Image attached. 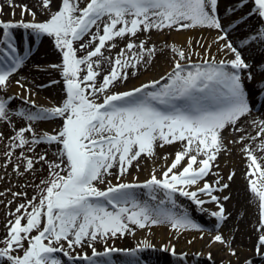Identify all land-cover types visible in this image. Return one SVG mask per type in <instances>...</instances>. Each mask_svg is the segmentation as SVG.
Masks as SVG:
<instances>
[{
  "label": "snow or ice",
  "instance_id": "obj_1",
  "mask_svg": "<svg viewBox=\"0 0 264 264\" xmlns=\"http://www.w3.org/2000/svg\"><path fill=\"white\" fill-rule=\"evenodd\" d=\"M52 3L35 0L33 7L48 17L38 21L28 5L6 0L12 17L20 8L21 19H0V124L12 131L5 135L0 130V143L8 142L5 166L13 164L21 177L35 175L40 170L37 164L48 169V177L36 185L37 195L31 199L26 192L12 193L25 197V202L9 213L12 218L0 240V264H65L58 253L68 264H149L141 254L155 249L147 242L143 247L119 249L108 241L155 226L204 231L190 210L177 203V193L200 212L206 211L207 203L217 206L211 212L217 234L209 245L226 244L229 254L236 256L230 241L218 231L228 219L223 202L230 196L217 194L230 187L235 173L225 178L215 170L218 157L230 152L229 144L235 143L243 145L249 191L258 200L254 251L264 260V120L247 119L264 109V71L259 72L257 87L249 91L247 83L255 77L252 65L243 58L248 49L264 46V0H234L231 6L224 5L223 12V0H60L55 11ZM25 15L32 20L25 21ZM252 16L258 24L236 41L230 39ZM18 28L25 30L26 44L29 37L37 43L44 37L54 39L62 63L50 67L60 69L63 78L61 104L37 107L24 78L15 81L20 92L7 95L12 77L30 58L29 50L21 54L15 44L12 30ZM182 29H207L217 35L210 44L189 39L181 49L172 47V68L159 79L113 91L154 62L158 50L149 44L153 31ZM213 46L224 59L212 54ZM195 47L203 52H195ZM193 56L203 58L197 63ZM105 65L109 67L106 74ZM14 100L28 107L14 108ZM55 119L61 126L52 132L35 126ZM20 121L26 123L16 127ZM246 125H254L256 135H243ZM225 132L239 134V139L227 140ZM177 143L174 159L159 175L154 170L142 183L136 177L125 179L132 167L139 170L141 159H152L157 148ZM40 146L44 151L37 152ZM50 150L53 160L48 159ZM210 175L212 181L207 179ZM113 176L116 183L110 179ZM136 189L145 190L146 198L139 199ZM101 242L103 251H98L96 244ZM85 247L91 249L90 256L72 255L76 248ZM170 255L181 264L187 259L185 253L177 255L174 245ZM243 264H254V260Z\"/></svg>",
  "mask_w": 264,
  "mask_h": 264
},
{
  "label": "bare ground",
  "instance_id": "obj_2",
  "mask_svg": "<svg viewBox=\"0 0 264 264\" xmlns=\"http://www.w3.org/2000/svg\"><path fill=\"white\" fill-rule=\"evenodd\" d=\"M15 2L17 4H26L30 8H32V11H36V19L38 21H44L48 18L46 15H43L39 11H37L36 7H33L35 0H15ZM58 2L59 0H53L51 6L52 11L57 10ZM226 2H229V4H227L229 6L234 3L232 2V0H223V3L221 4L222 12ZM0 5H4L3 12L0 13V19H3L5 21H8L9 19L19 21L21 19L19 7L15 8L16 15L15 17H12V9L6 6V0H0ZM23 19L25 21H31L32 16L25 15ZM254 19L253 16L248 18L247 23H243L239 31L233 33V35H231L229 38L233 41H236L239 35L247 32L249 28L255 27L258 24V21L257 19ZM12 31L18 50L21 54H23L26 49L29 50L30 58L26 62V65L18 73V75L12 77V83L7 90V95L11 96L19 93L20 89L15 84V81L17 79L24 78L27 80L29 87L34 93V95L30 97V99L35 101L37 107L51 108L61 104L63 99L65 98L64 90H62V93L60 90V93L56 94L54 89L56 84H60V86L62 84L60 69H52L50 67L53 64L62 63V59H60L62 55L58 56V50L56 49L54 42L51 40V38L44 37L38 43L36 48L31 49L35 41H33L29 37V40L26 44V33L24 29L18 28ZM174 31L176 30H173L172 33L174 40L171 42L166 41V36H159L155 31H153L151 33V40L149 41V44H155L158 50L157 54L155 55L154 62L150 66H148L146 70L142 68L135 77L130 76L128 79L130 81L128 83L125 81L123 85H118L115 89H113V91L131 90L134 87L140 86L142 83H147L151 80L159 79L161 76L166 75V73L169 72L172 68V56L174 55L171 51L172 47L181 49L186 45V42L189 39L193 41L200 40L202 43L210 44L217 35L215 31L209 32L210 30H207V33H205V37L196 36V34L199 33L195 29H185L179 32ZM229 31H231V29H229ZM164 33L165 32H163L162 34ZM193 50L197 53L203 52V50L199 47H195ZM117 51H119L118 48L113 50V55ZM211 52L216 56L217 59H224L222 55L217 54L216 46L212 47ZM202 58V56H193L192 60L193 62L198 63L202 60ZM231 58V56L227 57V59ZM243 58L247 63L252 65L251 71L253 72L255 78L250 83H246L249 91H253L257 87V82L261 79L259 72L264 71V46H258L248 49L243 53ZM37 68H39L40 70L37 71ZM103 71L106 74L109 71V67L105 65ZM51 81H57V83L52 84L49 87H38V85H47ZM59 89L60 88L58 87L57 90ZM22 104L23 101L21 100H14L12 102L13 107L21 106ZM247 119L249 121L253 119L257 121L264 120V109H262L261 111H254L252 115ZM25 123V121H20L19 123H17L16 127L23 126V124ZM60 123L61 121L59 119H55L50 122H41L35 126L40 131L52 132L54 129L60 127ZM246 127L247 132L242 133L243 135H247L248 133L256 135L257 129L254 125H246ZM0 130H2L5 135L12 134L11 129L9 127L3 126L2 124H0ZM224 135L227 137V140L239 139V134L236 133L225 132ZM7 143V141L0 143V175L4 179H9L10 187H4L3 189H6V191H8V196H11L15 199L17 197H13V192H23L21 189L22 186L25 187V185H31L35 183V180H37L39 177H42L46 173V171H48V169L47 167L41 169V166L37 164L36 167L40 170L37 171L35 175L25 174L23 177L17 175L13 171V167H9L8 165L5 166L4 151ZM244 143L251 144L252 142L245 141ZM256 143L259 144L260 140L258 139ZM43 147L44 146H40L39 148H37V152H39ZM229 147L231 149L230 152L224 153L218 157L216 163L219 164V168L215 170L219 171L222 175L225 176V178L230 172L235 173L233 180L230 182V187L225 192L218 193V195L221 196H230V199L228 201H224L223 205L226 208L227 213L229 214L226 223H230V225L232 223V225L229 226V231H227L226 226L220 228L219 233L223 235L225 240L230 241L231 248L236 250V256H231L229 254L228 246L226 244L221 245L219 243H213L209 245V242L203 243L204 239L210 240L212 236L217 234L214 228V226L217 224V221L214 217L211 216V212L216 211L217 206L213 203H207L206 205H204L206 211L200 212L198 210H195V206L192 205L189 200H182L181 196H179L178 193L175 196L177 203L184 208H188L190 212H193L192 214H190L192 217L195 214L194 221L198 224L203 225L200 228L204 231H199L197 235H195L189 234L184 230H173L170 226H155L146 228L144 230L137 228L134 235L129 234L121 238L111 239L108 241V244L119 249H130L144 246L145 242H147L152 247H167L169 249V252L174 245L177 255L185 253L187 254V258L191 255V257L189 258L190 262L185 259L183 260L182 264H191V262L197 264V262L192 259L193 254H196L198 252L200 253V255L206 257L204 258L202 264H219L218 257L220 256H229V261H231V264H243L246 259L254 260L256 258L254 249L255 245L258 242L259 235V233L256 231L258 215L256 216L255 214V210L253 207L255 200H253V195L249 191V177L246 175V172H248L246 154L241 151V148L243 147L242 144H229ZM178 149V143L172 146L157 148L156 157L152 159H141L139 170H137L135 166L132 167L130 169L131 174L128 175L125 179L127 181H132L133 177H136V182L142 183L144 180L149 178L150 173L154 170H156L157 174L159 175V172L163 170L164 167L171 164L172 160L174 159L175 152ZM255 154L258 157L261 155L259 151H257ZM29 155H31V153H29ZM166 155L168 157L167 160L164 159ZM48 159H55V157L51 155V150ZM21 171H23V168H21ZM11 173H15L16 177L10 178ZM110 179L113 183H116L114 176ZM207 179L209 181H212L214 177L210 175ZM100 187L103 188L104 185H100ZM9 189H11V191H9ZM135 191L137 192L139 199L143 200L146 198L143 195L145 190L136 189ZM203 199L207 200V197H203ZM201 236H203V239H200ZM233 237L234 240L232 239ZM189 240H191L192 243H188ZM96 247L98 251H103L104 245L101 243H97ZM65 249H67L66 245ZM151 251L152 250L144 252L141 255L147 253L151 255L156 254V252L153 253ZM79 252L87 253L89 256L91 255L90 248H84V250L79 249ZM59 254L62 255V253ZM209 254H211V258L213 259L211 260V262L209 261ZM117 259H120V257H117ZM145 260L149 261L150 263L157 264H181L180 261L176 260L171 255H169L168 257L164 255L163 259L158 257H145ZM228 262L226 264H228Z\"/></svg>",
  "mask_w": 264,
  "mask_h": 264
},
{
  "label": "rangeland",
  "instance_id": "obj_3",
  "mask_svg": "<svg viewBox=\"0 0 264 264\" xmlns=\"http://www.w3.org/2000/svg\"><path fill=\"white\" fill-rule=\"evenodd\" d=\"M232 2H234V0H232ZM59 3H60V0H59V2H58V5H59ZM227 4H229V2L227 3L226 2V4L225 5H227ZM224 5V4H223ZM256 19V17L255 16H253V19ZM254 19V20H255ZM251 20V19H250ZM182 30H185V29H182ZM195 30H197L198 31V33L199 34H196V36H203V37H205L206 36V34L205 33H207V29H204V30H201V29H195ZM181 31V30H180ZM165 33L164 34H162V33H157L156 32V34L157 35H159V36H161V35H164V36H166V41H168V42H171V41H173L174 40V37H173V30L171 31V30H165L164 31ZM174 32H177V31H174ZM179 32V31H178ZM209 32H212V31H209ZM51 40L54 42V39H52L51 38ZM54 44H55V42H54ZM37 45H38V43L37 42H34V44H33V46L31 47V49H34V48H36L37 47ZM58 50V49H57ZM58 56H60V55H62L60 52H59V50H58ZM60 59H62V56L60 57ZM61 81H62V84H61V86H60V84L58 85V84H56L55 85V92H56V94H59L60 93V90H61V93H62V90H64V97H65V89H64V85H63V78L61 77ZM130 80H128V81H126L127 83L129 82ZM62 86H63V88H62ZM60 88L59 90H57V88ZM10 91H12V90H10ZM21 106H23V107H28V105H24V104H22ZM15 107H18V106H14V108ZM60 126H61V123L59 124ZM42 151H44V147L39 151V152H42ZM13 163H15V160H14V157H13ZM8 166L9 167H13V164H8ZM21 168H23V167H21ZM14 177H16V174L15 173H11V175H10V178H14ZM46 177H48V171H46V173L42 176V177H39L37 180H35L36 182L35 183H33V184H31V185H28V187H24V186H22L21 187V189H22V191L23 192H26L27 193V199H31L33 196H35V195H37V188H36V185H40V182H41V179L42 178H46ZM9 179H4V178H2L1 177V175H0V193H3V195H0V240H2L4 237H5V234H6V224H7V222H8V220L10 219V218H12V217H10V215H9V213L10 212H14V210H15V208L17 207V205H19L20 203H24L25 202V197H18V198H12L11 196H8V191H6V189H3L4 187H10V184H9ZM15 187H16V185H15ZM218 194V193H217ZM182 198V200H184V201H187L188 199L187 198H185V197H181ZM252 200V199H251ZM253 200H255L254 201V204H253V207H254V210H255V214H256V216L258 215V213H259V209H258V200L257 199H255V198H253ZM9 201H13L10 205L8 204V202ZM206 205V204H205ZM193 212H190V214H192ZM195 213V212H194ZM195 215V214H194ZM194 215H193V219L195 220V218H194ZM22 223H24V221H22ZM198 224V223H197ZM200 227L201 226H203V225H201V224H198ZM231 225H232V223H231ZM230 225V223L229 224H225V223H223L222 225H221V227L220 228H223V227H225L226 226V229H227V231H229V229H230V227L229 226H231ZM214 228H215V226H214ZM219 228V229H220ZM185 232H188L189 234H195V235H197V233L199 232L198 230H191V229H189V230H184ZM219 231V230H218ZM215 232H217V229L215 228ZM214 232V233H215ZM36 233L34 232L33 233V235H35ZM205 240V241H204ZM203 240V243L205 242V243H208L209 242V240L207 239H204ZM101 244H103L102 242H101ZM25 246H27V245H25ZM0 247H3V245L2 244H0ZM139 247H143V246H139ZM85 248H87V247H85ZM97 248V247H96ZM155 250L154 251H151V252H156V254L155 255H151V254H149V253H147V254H143L142 256L144 257V259H145V257H158V258H161V259H163V256L164 255H166L167 257L170 255V252L169 251H162L161 249L163 248L162 246H161V248L160 247H153ZM79 249L81 250V248H76L74 251H73V253H72V255H78V254H80V252H79ZM130 249H134V248H130ZM65 250H67V249H65ZM82 250H84V248L82 249ZM91 250V249H90ZM169 252V253H168ZM56 255H59L60 257H61V259H63L64 261H65V264H68V261H67V258L66 257H63L62 255H60L59 253L58 254H56ZM151 255V256H150ZM119 257V256H118ZM191 257V255L186 259L188 262H190V258ZM204 258H206V257H204V256H202V255H200V253L198 252V253H196V254H193V259L192 260H194V261H196L197 262V264H202V262L204 261ZM218 263L219 264H226L228 261H229V256H220V257H218ZM211 260H213L212 258L211 259H209V261L211 262ZM264 264V260H261L260 259V257L259 256H256V258L254 259V264ZM149 264H157V263H150L149 262ZM191 264H194V262H191Z\"/></svg>",
  "mask_w": 264,
  "mask_h": 264
}]
</instances>
